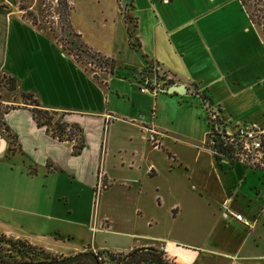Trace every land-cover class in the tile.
<instances>
[{"label": "crops", "instance_id": "crops-1", "mask_svg": "<svg viewBox=\"0 0 264 264\" xmlns=\"http://www.w3.org/2000/svg\"><path fill=\"white\" fill-rule=\"evenodd\" d=\"M171 2L133 0V39L118 0H69L73 29L116 64L113 71L97 77L23 16L18 0H0V71L14 77L18 88L32 93L40 106L77 123L84 139L82 150L73 154L71 142L36 124L30 104L16 102L4 114L15 142L10 150L6 138L0 169L27 174L39 168L74 171L92 185L109 179L126 186L117 196L123 204L151 194L166 208L157 216L138 212L136 216L148 224L142 231L134 230L136 221L126 213H101L100 219L82 224L87 233L78 241L69 226L73 220L64 214L36 219L0 210V233L60 256L154 245L163 247L177 264H264L263 172L240 161L216 160L205 142L209 109L216 110L223 124L227 119L264 122V97H258L264 92V58L263 65L258 59L264 39L249 19L231 23L218 18L223 0H202L182 22L168 16ZM186 26L191 28L184 33ZM138 71L145 76L159 72L187 89L141 91ZM216 83L222 88L217 99L211 94ZM167 103L181 116L165 125L159 105ZM9 154L16 161L12 168L5 163ZM83 167L87 173H82ZM7 192L0 189L2 195ZM52 203L63 211L56 199ZM228 210L241 213L253 226ZM130 225L132 230L127 229Z\"/></svg>", "mask_w": 264, "mask_h": 264}, {"label": "rangeland", "instance_id": "rangeland-1", "mask_svg": "<svg viewBox=\"0 0 264 264\" xmlns=\"http://www.w3.org/2000/svg\"><path fill=\"white\" fill-rule=\"evenodd\" d=\"M74 1L75 0H72L73 4ZM94 1L95 0H89V3H94ZM107 1L108 0H105V2ZM184 1L185 0H173V2H171V4L168 6V16L175 22H182L183 20L190 18L196 11L198 5L202 4V0H189L188 4L184 3ZM223 1L224 6L216 13L218 18L231 21V23H238V20L242 19L243 17L248 19L245 11L241 9V5L238 0ZM120 3L125 5L127 0H118V5ZM17 6L22 11L23 16L28 17L31 21H33V23L38 24L39 28L48 32L54 39L57 40V42H60L62 48L67 53L71 54L77 61L81 62L82 65L95 76L98 77V75H101L103 73L102 71L108 72V70L100 69V67L95 62H89L82 57H77L73 53L69 52V48L72 47V37L69 35V33H67V30H64L65 26L62 17H60L58 12L59 9L57 0H18ZM249 11H251L250 8ZM252 24L258 29L259 33L264 39V30L262 29V25L257 23ZM190 28V26H186L184 28V33H186ZM263 58L264 48H262L260 43L258 51L260 65H263L261 64ZM11 77L12 76L9 74L0 71V112L6 106L14 105L16 102L28 103L32 101L31 99L33 96H27V98H25L18 86L15 89H10ZM149 77L151 76H145L141 71H138V73L135 74V78L139 82H143L144 80L149 81ZM162 77H164V75L159 74L158 72L155 78L156 81L162 84L161 86H165V89L170 83L167 85L165 83L166 78L164 77V79H162ZM220 84L221 83H216L211 88V94L215 99L221 98L220 95L222 94V88ZM194 91L198 92L197 89H194ZM201 92L204 91L201 90ZM258 94L259 98L264 97V92H259ZM160 95V97H167L169 94ZM204 95V97H206L208 94L204 93ZM159 108V114L162 117L161 122L165 125H167V122L171 117L181 116V112L176 110L175 107H171L170 103H167L162 107L159 105ZM61 115L63 116L62 112L59 111H54L51 114V119L47 127H49L52 132H54L53 127L59 123L58 119H60ZM44 119L46 118L42 116L41 120ZM238 123H242V121L231 122L230 119L225 121L227 127H232ZM1 128L2 127L0 125L1 135L10 140L7 132L3 131ZM184 128L186 129V127ZM50 129L49 131H51ZM180 129H182V127ZM66 137H71L74 140H66ZM79 137L80 130H78L77 127H73L71 125H67L65 132L61 134V138L71 142V145L72 143H76ZM156 141L153 142L156 143ZM12 145L13 144L10 142L9 146L11 149H13ZM14 162H16L14 156L9 154L5 160L6 165L8 164V167L12 168V166L15 164ZM81 170L82 173L88 172V169L84 167ZM72 172L73 173L70 174L65 170L48 172L45 168H39L36 173L27 174L23 170L14 171L10 169V171H7L1 168L0 189H8L7 193H9L8 195L0 194L1 212H11L24 218L36 219L42 218L43 215L48 214L52 216L64 214L65 217L71 218V220L74 222V224H70L69 226L74 229V234L76 235L75 241H78L81 236L85 237L87 233L82 224H85L87 220L91 221L93 217L100 219L101 213H126L128 219L136 221L134 224V230L137 229L138 231L148 228V224L145 223V220L141 219L139 216H136L138 212L139 215L141 212L145 211L148 215L154 216L159 215V213H166V208L164 206L160 207L159 205L160 199L157 200V198L153 197L151 194H149L147 197L139 199L137 202H130L129 205L126 203L123 204L117 196H122L123 190L126 188V186L120 185L116 181H110L109 179L103 181L101 178L92 185L83 181L82 179H79L77 177L78 174H74V171ZM12 191L13 193H17L16 197L14 194H12ZM52 199H56L57 203H59L57 205H61L63 211L60 212V210L57 209V206L53 205ZM108 199L112 200V203H109L110 201ZM93 202L95 203L94 209L92 206ZM136 208L138 209L136 210ZM154 227L155 226L153 225V229ZM130 228H132L131 225L129 228L127 227V229ZM0 258L12 260V258L19 259L21 256L18 255L14 250H10L9 245L6 242L0 241Z\"/></svg>", "mask_w": 264, "mask_h": 264}, {"label": "trees", "instance_id": "trees-1", "mask_svg": "<svg viewBox=\"0 0 264 264\" xmlns=\"http://www.w3.org/2000/svg\"><path fill=\"white\" fill-rule=\"evenodd\" d=\"M58 2V9L59 15L62 17L64 22L65 29L69 33L71 38L72 47L69 48V52L73 53L75 56H80L87 61L95 62L100 69L113 71L116 68V64L114 60L106 55L101 54L100 52L92 49L88 46L80 37V34L76 32L70 24L69 21V11H70V3L69 0H57ZM241 5V8L245 11L247 18L251 23H257L262 25V29L264 30V0H238ZM249 8L251 11H249ZM120 12L124 17V21L126 24V28L128 34L133 39L135 37V27H136V15L134 13V4L133 0H127V3L123 5V3L119 4ZM133 45H136V42H132ZM11 85L10 89H15L17 87V81L11 77ZM164 79V77H162ZM172 82L171 79H165V83L168 84ZM22 95L27 98V96H33L30 92L22 91ZM202 100L205 101V97L201 95ZM31 102L26 104H30V110L34 120L36 121L37 125H44L48 130L50 129L47 125L50 122L51 114L55 110H50L44 108L39 105L38 101L32 97ZM14 107V105L6 106L0 112V125L3 131H6L8 137L10 138V142H15V136L12 135L9 130L8 126L4 120V114L7 112L9 108ZM46 119L41 120V117ZM216 122H221L220 119L216 116ZM58 122L55 127H53L54 132L50 131L51 134L57 137L59 140H64L61 138V134L65 132L67 125H71L73 127H77L80 130V137L76 143H72V153L78 154L82 148L84 147V139L81 132V128L75 122H69L63 119V116H60ZM66 140L72 139L71 137H66ZM74 140V139H72ZM11 150V147L9 146ZM0 241H4L9 245L10 250H14L21 258H12L9 260L7 258H0L2 264H8L10 262L16 261H36L41 259H51L55 257H59L58 255L51 254L45 251L42 247L36 246L31 244L25 239L21 238H11L5 236L3 233H0ZM101 264H177L173 259H171L166 250L163 247L148 245V246H138L134 247L128 251H113L108 249H99L96 252ZM105 254V255H104ZM69 264H94L93 261L86 258H80L75 260Z\"/></svg>", "mask_w": 264, "mask_h": 264}, {"label": "built area", "instance_id": "built-area-1", "mask_svg": "<svg viewBox=\"0 0 264 264\" xmlns=\"http://www.w3.org/2000/svg\"><path fill=\"white\" fill-rule=\"evenodd\" d=\"M156 72L148 80L140 82L141 91L164 89L156 81ZM209 129L206 133V145L210 148L218 161H240L263 172L264 175V123L256 121H243L232 127H227L222 122V129L216 124L217 112L208 110ZM218 117V116H217ZM152 132L156 130L152 129ZM154 142L155 137L151 138ZM230 215L252 227L253 222L239 212L229 211Z\"/></svg>", "mask_w": 264, "mask_h": 264}, {"label": "water", "instance_id": "water-1", "mask_svg": "<svg viewBox=\"0 0 264 264\" xmlns=\"http://www.w3.org/2000/svg\"><path fill=\"white\" fill-rule=\"evenodd\" d=\"M186 89H187V86L185 84L178 82V83L169 84L163 90L167 93H174V92L184 93ZM216 126L222 129L221 122H218ZM6 143H7L6 138L0 133V154L5 150ZM80 258L90 259L91 261H93L94 264H101L96 253L91 250L78 251L73 254L59 256V257H55L51 259H41V260H36V261H16V262H10L8 264H69ZM0 264H2L1 261H0Z\"/></svg>", "mask_w": 264, "mask_h": 264}, {"label": "flooded vegetation", "instance_id": "flooded-vegetation-1", "mask_svg": "<svg viewBox=\"0 0 264 264\" xmlns=\"http://www.w3.org/2000/svg\"><path fill=\"white\" fill-rule=\"evenodd\" d=\"M171 80H172V79H171ZM171 83H175V82H173V80H172V82H170V84H171Z\"/></svg>", "mask_w": 264, "mask_h": 264}]
</instances>
